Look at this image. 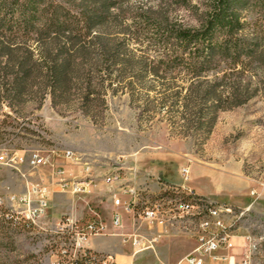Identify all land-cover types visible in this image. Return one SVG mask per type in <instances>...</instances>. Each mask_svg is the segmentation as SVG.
Here are the masks:
<instances>
[{
  "label": "trees",
  "instance_id": "trees-1",
  "mask_svg": "<svg viewBox=\"0 0 264 264\" xmlns=\"http://www.w3.org/2000/svg\"><path fill=\"white\" fill-rule=\"evenodd\" d=\"M191 1L0 0V142L48 96L97 120L126 95L203 144L222 112L264 98V0H210L198 26L177 13ZM2 210L0 240L26 228ZM8 244L0 264H18Z\"/></svg>",
  "mask_w": 264,
  "mask_h": 264
},
{
  "label": "rangeland",
  "instance_id": "rangeland-1",
  "mask_svg": "<svg viewBox=\"0 0 264 264\" xmlns=\"http://www.w3.org/2000/svg\"><path fill=\"white\" fill-rule=\"evenodd\" d=\"M209 1L192 0L189 7L181 8L177 12L179 18L189 25L198 26ZM24 115L26 122L19 119L18 129L8 128V132L14 131L15 134L0 142V197L6 200V205L10 204L11 195L20 194L25 190L27 181H45L51 185L52 174L57 168L64 169V176L67 178H83L86 174L84 169L88 164L92 167L93 175L100 180L104 175L116 171L124 178L135 180L146 175L143 167L154 165L162 168L160 175L154 178L158 177L164 181L162 177L165 176L183 183L180 171L184 167L191 168V177L186 183H189L191 178L193 182L202 181V166L213 170L238 172L253 184L251 188L235 177L210 169L207 176L212 177L213 190H216L214 185L219 183L224 187L225 194L238 196L243 201L250 192L255 195L257 206L264 210L263 97H257L242 107L222 112L213 132L203 144L192 138L172 135L168 125L157 119L153 124H147L139 118L138 111L130 104L126 95L110 97L108 109L97 120L65 107H54L49 96L40 109L29 105ZM33 151L50 158L51 164L35 169L29 167L27 162ZM67 151L73 152L78 162L68 159ZM16 154L23 155L26 161L15 165L12 159ZM100 180L93 194H53L45 220L51 222L53 217L59 219L71 215L82 227L101 222L107 227L106 233L91 237L88 246L92 239H102L111 245V250L91 248L125 260L133 252L131 242L125 243L122 236L112 235L120 232L111 227V217L115 210L112 195L119 186H108ZM128 183L133 186L137 184L131 180ZM169 184L179 186L176 183ZM54 189L58 191L57 187ZM158 195L155 185L140 191L139 200L136 202L137 209L140 210L147 201H153ZM248 200L252 201L254 197L250 196ZM232 207L233 215L244 209L234 205ZM4 210L5 208L2 212ZM119 211L125 216L122 209ZM251 211L252 214L245 216L238 225L236 233L240 236L264 235V213L252 208ZM54 231L43 230L37 233L12 225L8 239L0 240V252H5L6 243H9V256L16 263L50 264V251L54 246L52 240L57 239ZM121 232L128 235L135 232L141 234L144 237L142 242L146 246L154 238L159 241L160 237L170 238L176 244L173 246V253L166 255L165 259L158 248V241H155L153 249L145 250L136 256L135 264H174L175 262L169 261L170 258L188 250L191 245L190 235L175 230H168L159 235L155 226L147 220H140L136 228L129 225ZM236 242L238 248L235 255L236 261L239 262L243 258L245 248L242 246L245 242L243 239H237ZM261 262L264 264V258Z\"/></svg>",
  "mask_w": 264,
  "mask_h": 264
},
{
  "label": "built area",
  "instance_id": "built-area-1",
  "mask_svg": "<svg viewBox=\"0 0 264 264\" xmlns=\"http://www.w3.org/2000/svg\"><path fill=\"white\" fill-rule=\"evenodd\" d=\"M66 157L78 162L71 151L66 152ZM12 161L15 165H20L26 160L23 155L16 154ZM27 164L35 169L51 164V159L33 151ZM84 172L86 174L83 178H67L64 176V169L57 168L52 174L51 185L45 181H27L22 193L9 197V205L0 197V208H5V217L13 223L24 225L37 233L43 230L57 231V239L52 240L54 246L50 251V264H135L136 256L145 250L153 249V242L158 241V238H154L146 246L142 242L144 237L141 234L135 232L128 235L121 232L129 225L138 227L140 220L153 224L159 235L168 230H175L194 239L193 250L174 264H262L264 235L240 236L236 233L240 221L252 214L250 206L244 208V216H237L232 214L231 204L212 202L199 196L193 189L169 184L158 177L144 175L140 179L131 180L137 183L133 186L128 183L130 180L125 181L119 171L104 175L101 180L93 175L92 167L88 164ZM180 175L184 182L189 181V168H182ZM99 180L108 186H119L112 195L115 210L111 217V227L120 232L112 235L122 236L125 243L131 242L133 252L125 260H119L112 254H102L88 246L91 237L106 233L107 227L103 223L93 222L82 227L71 215L59 219L53 217L51 222L45 220L53 194H93ZM152 184L158 189V197L147 201L145 206L138 210L136 202L139 200L140 191L147 190ZM55 187L58 191H55ZM237 239H243L245 242L243 246L240 245L245 250L239 262L236 261L235 255L238 248Z\"/></svg>",
  "mask_w": 264,
  "mask_h": 264
},
{
  "label": "crops",
  "instance_id": "crops-1",
  "mask_svg": "<svg viewBox=\"0 0 264 264\" xmlns=\"http://www.w3.org/2000/svg\"><path fill=\"white\" fill-rule=\"evenodd\" d=\"M204 168H202V170L204 171H200V175L204 176V178L202 179V181H197V182H193L192 178L191 181L189 183L186 182H182L178 179H171L170 177H165L163 176V180L167 181L169 183H176L179 186H185L188 187L190 189H193L199 196L204 197L212 202L215 203H227V204H231L234 205L236 207L239 208H245L250 206L252 209H254L255 211H259L264 213V210L262 211L258 206H257V201L255 198V195L249 192L247 194V197L245 198V200L243 201L241 198H239L238 196L235 195H227L224 193L225 189L223 186H221L219 183L217 185H214L216 187V190H213V187L211 186V181H212V177H208L207 175H209V173L207 171L212 170V171H216L218 173H222V174H226L232 177H235L237 179L240 180L241 183H243L245 186L247 187H252V183L245 178L244 176H242L241 174L237 173H232L226 170H213L209 167H205L202 166ZM144 173L150 177H154V176H159L161 173L162 168L158 167V166H146L143 167ZM190 173H191V168L189 167ZM191 177V176H190ZM129 180H133V178L129 179V178H125V181H129ZM151 186H154L153 184ZM224 190V191H223ZM251 197H254V200L249 201L248 199ZM247 199V200H246ZM191 241V245L190 248L186 251H183L181 253L175 254L172 258H170V262H177L179 261L181 258H183L184 256H186L187 254H189L193 248L195 247V241L192 237L189 238ZM158 248L160 249L163 257L166 259V255H170L171 253H173V246L176 245L175 242L170 239V238H164V237H160L159 241H158ZM90 247H96L98 249L101 250H111V245L106 243L105 241H103L102 239L99 238H94L91 240L90 242ZM113 250V249H112ZM175 253V252H174Z\"/></svg>",
  "mask_w": 264,
  "mask_h": 264
},
{
  "label": "bare ground",
  "instance_id": "bare-ground-1",
  "mask_svg": "<svg viewBox=\"0 0 264 264\" xmlns=\"http://www.w3.org/2000/svg\"><path fill=\"white\" fill-rule=\"evenodd\" d=\"M231 212L233 214V207H232V205H231ZM236 215L237 216H244V209H240L239 214H236ZM45 231H47V230H45ZM54 232H55V234H57V231L56 230Z\"/></svg>",
  "mask_w": 264,
  "mask_h": 264
}]
</instances>
